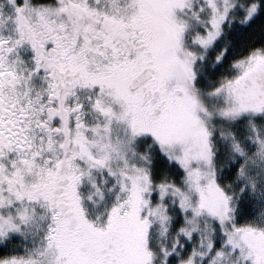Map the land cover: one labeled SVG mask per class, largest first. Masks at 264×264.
I'll return each mask as SVG.
<instances>
[{"label":"snow or ice","instance_id":"obj_1","mask_svg":"<svg viewBox=\"0 0 264 264\" xmlns=\"http://www.w3.org/2000/svg\"><path fill=\"white\" fill-rule=\"evenodd\" d=\"M0 264H264V0H0Z\"/></svg>","mask_w":264,"mask_h":264}]
</instances>
